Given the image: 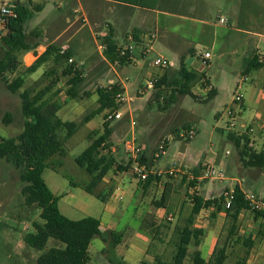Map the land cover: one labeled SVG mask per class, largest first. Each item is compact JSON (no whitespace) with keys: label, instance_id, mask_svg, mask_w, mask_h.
<instances>
[{"label":"rangeland","instance_id":"1","mask_svg":"<svg viewBox=\"0 0 264 264\" xmlns=\"http://www.w3.org/2000/svg\"><path fill=\"white\" fill-rule=\"evenodd\" d=\"M15 1L28 5L34 15L25 25L28 42H37L45 48L50 44L72 48L75 52L74 62L85 77L77 99L68 96L67 79L62 77L49 94L53 96L54 92H58L54 100L62 106L58 115L63 121H74L82 126L64 144L67 156L51 158L43 178L50 191L59 198L58 206L64 216L71 220L94 217L103 223L106 241L102 238L93 240L89 248L88 264L124 263L126 253L127 264H145V255H157L165 261H171L176 253L179 233L192 213L195 192L203 196L206 192H212L207 196L209 199H220L224 197L225 189L233 190L240 184L238 186L250 196L264 199V168H246L243 165L236 142L231 139L233 131L228 128V111L235 108L238 122L253 124L256 128L254 148L259 151L264 149V104L260 101L261 95H264V68L252 70L248 74L246 71L253 52L264 59V0H220L222 10L211 12L207 19L210 23V36L201 33L198 27L193 31L187 26L179 29L193 40L190 43L194 48L193 55H188L185 61L187 67L203 73L204 81L209 84L205 87L200 82L194 86L193 93L200 100L190 95H178L176 102L167 109L163 107L166 99L173 94L175 86L172 83L178 74L169 75L168 86L164 89L155 86L150 89L145 84L141 85V45L135 42L129 43L136 47L132 63L124 66L110 63L101 49L104 46L101 38L108 32L105 23L111 22L110 18L100 22L92 20L83 25L81 7L69 6L66 0ZM38 5H42V10L37 8ZM75 9L78 10L77 14L70 13ZM250 14L252 18L256 17V23L249 20ZM219 16L226 20L224 25L219 24ZM176 22L171 18L163 19L161 27L163 24L171 27L182 25V22L178 25ZM134 28L124 29L123 26L117 31L120 38L116 37V40L121 47L127 48L125 33H132ZM160 36L164 41L170 39V34L161 33ZM214 38L217 43L212 47ZM188 44L185 42V46ZM205 51L211 54V58L202 69L203 62L199 55ZM4 52L5 49L1 51L2 54ZM156 56L151 53L148 60L152 62ZM169 60L173 66L167 70L180 69L179 60ZM23 62L26 67L25 56ZM51 66L47 64L36 74L26 76L24 88L36 86L43 89L50 85L53 78L43 76ZM153 77H150V81L158 78ZM8 78L13 80L16 76L8 75ZM119 80L126 87V92L124 90L125 101L121 102L120 108L123 118L111 122V128H118L116 136L111 139L112 149L116 148V159L126 165L130 156L127 143L135 140L136 145L142 148L151 172L165 173L173 169L181 173L176 177L164 174L154 185L145 188L131 174L113 170L109 174L111 180L100 187L109 194L108 199L102 201L81 188L90 182L91 177L75 159L89 147L90 138L103 132L104 123L107 122L108 110L90 116L88 122L86 120L99 107L98 88L108 86L110 81L120 83ZM212 89L217 94L209 98ZM158 93L162 96L160 101L156 100ZM237 95L244 99L241 105L234 102ZM0 110V138L18 136L25 126L21 99L19 93L13 94L8 90L1 77ZM6 114L11 116L9 123L6 122ZM191 130L196 132L193 139L188 138ZM162 141H167L166 152L156 158ZM206 167L222 171L224 180L197 182L196 190L190 186L191 177L196 176L194 171L198 172L197 176L201 175ZM115 176L120 177L119 181ZM124 178L125 181L121 183ZM160 184L161 187H158ZM21 188L19 171L6 160L0 159V264H38L44 252L62 246L58 240L49 239L46 248L41 251L26 243L25 236L35 232L34 223H41L42 220L38 207L25 204ZM165 190L166 215L156 221V202L162 200ZM214 210H204L197 217L196 224L206 226V230L212 234L219 233L217 246L228 245L226 264H236L243 260L246 264H264V218L256 219L254 212H244L238 221L237 236L228 240L230 223L226 212H220L215 218ZM141 239L151 242L145 254L142 253L145 244ZM244 239H252L253 246L243 244ZM204 254L206 256V247Z\"/></svg>","mask_w":264,"mask_h":264},{"label":"trees","instance_id":"2","mask_svg":"<svg viewBox=\"0 0 264 264\" xmlns=\"http://www.w3.org/2000/svg\"><path fill=\"white\" fill-rule=\"evenodd\" d=\"M110 1L148 10H170V7L163 4L162 0ZM37 8L41 9L42 5H38ZM17 12L18 18L10 22L0 33V77L11 93H19L25 126L23 131L16 137L0 138V159L6 160L19 171L22 183L21 193L25 198V204L30 207L36 206L41 211L40 218L42 222L34 223L35 232L25 236L26 243L41 251L46 248L49 239L58 240L62 244L61 247L51 248L44 252L39 257L38 264H88L90 261L89 248L93 240L102 238L106 241L104 237L105 229L101 220L94 217L71 220L64 216L58 206L59 198L50 191L43 178L44 170L49 167V160L55 156L61 158L67 156L64 144L82 126V124L74 121H63L58 115L62 106L54 100L58 96V92H54L53 96L49 94L60 83L62 77L67 79L68 96L71 99H77L79 97V87L84 83L85 77L76 62L69 63L70 59L74 61V50L72 48L63 50V47L58 44L48 45L31 66L25 67L23 57L27 53L36 50L40 44L28 42L25 25L34 17L28 5L18 2ZM151 35H155V33ZM101 39L105 46L104 55L110 63L114 64L118 61L120 66H124L133 62V51L130 49L125 50V48L119 46L114 39L112 29H109ZM154 40L155 38L152 37L150 43L153 44ZM135 43L141 45V41ZM128 46L130 45L128 44ZM3 49H5V52L2 54ZM123 51H126L124 56L121 54ZM144 55H147L146 52H144ZM47 64L52 66L48 72L44 73L43 77L53 78L50 85L43 89H38L36 86L24 88L26 76L36 74ZM262 68H264V59L259 54H255L247 62L246 71L248 74L252 70ZM8 75L16 76V78L9 80ZM169 78V75L158 77L154 86L157 89H164L165 86H168L167 81ZM200 82L205 87L209 84L204 81L203 73L188 68L182 62L178 75L172 83L175 86L173 94L169 99H166L163 109H167L175 103L178 95H190L194 99L200 100L193 93L194 86ZM118 94H124V89L118 82L98 88L99 107L86 118L87 122L90 120V116L101 114L105 110L120 109L122 104L117 100ZM216 94V90L212 89L209 98L215 97ZM156 96V100L160 101L159 99L162 96L159 93ZM6 117V122L9 123L11 121L10 114H6ZM112 134L111 122L107 121L104 123L103 132L90 138L89 147L75 159L76 163L85 169L91 177L90 182L86 186H81V188L89 195L102 201H106L109 196L107 192L100 189L104 179L113 170L128 172L132 165L131 158L126 165L120 164L116 159L112 149ZM231 139L235 138L231 136ZM245 140V145H241V141L235 139L243 165L246 168H264V149L259 151L249 147V136H245ZM140 162L148 165L143 153L140 156ZM194 173L197 176L198 172L194 171ZM160 179L151 175L147 181L140 183L148 188ZM195 184L196 181L190 182L191 187H195ZM166 191L162 200L156 202L157 208L165 207ZM192 200V213L185 227L179 233V242L173 259L165 261L161 257L155 256L154 264H226L228 259L227 244L223 247L217 246L208 259L203 257L198 248L204 230L196 227V219L204 210L215 208L216 210L213 211V217L215 218L220 212H226L230 223L228 240H231L232 237L237 236L238 221L241 215L249 211L246 193L243 192L240 186H235L234 201L230 209L224 208L225 197L206 199L195 192ZM254 213L256 219L258 217L264 218V212ZM243 244L252 247L254 243L252 239H244ZM117 264L125 263L118 262ZM236 264H246V261H238Z\"/></svg>","mask_w":264,"mask_h":264},{"label":"crops","instance_id":"3","mask_svg":"<svg viewBox=\"0 0 264 264\" xmlns=\"http://www.w3.org/2000/svg\"><path fill=\"white\" fill-rule=\"evenodd\" d=\"M66 2L67 5L69 6L79 5L81 7L83 11L81 18L83 25L88 24L92 20L100 22L104 18H110L111 22H106L105 24L108 27L107 30L109 29L113 30L114 39L116 42H117L116 37L120 38L117 34V31L120 28H122L123 26L124 29L125 28L127 29L129 27L130 29L136 27L133 29L132 33L129 34L128 32H126L125 35H126V43L128 44L131 42L141 41V85L142 84L147 85L149 83L148 81H150V77L156 76L160 78L172 74H178L179 71V70L172 71V70L160 69L153 66L152 62L148 60L149 54L154 53L156 55L163 56L168 59L179 60L180 63L182 62L185 63L188 55H193L194 48L190 45V43H192L193 40H191L192 39L191 36L189 35L187 36L186 34L181 33L179 29L181 27L187 26L190 29V31H193L194 28L198 27L201 29L200 30L202 31L201 33L205 32L206 35L210 36L211 35L209 28L210 23L207 19L208 17H210L211 12L215 10L217 11L222 10L221 9L222 6H220L221 5L220 0H162L163 4H167L170 7V10H148L119 2H113L110 0H72V1L66 0ZM45 7L43 8V10L45 9ZM77 11L78 10L75 9L73 12L70 13L77 14ZM167 18L177 20L176 22L177 25L179 22H182V25L177 27H171L169 24H163V27H161L162 20ZM237 18L239 21H241L240 15H238ZM81 19H76V21ZM221 19L224 18L222 16H219L218 22L220 25H224L225 23L220 22ZM249 20L253 23H256L258 21L256 20V17L252 18L251 14L249 15ZM135 23L137 26L135 25ZM66 32L67 30L64 31V33ZM152 33H155V40L153 44L150 46L151 51L147 53V55H144L143 49L145 47H148V43H149L148 37ZM161 33H163V35L170 34V39L168 41L161 40V36L159 37V34ZM185 42H189V44L185 46ZM216 43H217V39L214 38L213 41L211 42L212 47H215ZM120 45L121 44H119V46ZM45 50H46L45 47L39 46L36 50L27 53L25 55L26 65L28 67L31 66ZM254 55L255 53L253 52L252 56L249 59H251ZM132 60L134 61V56ZM111 66L115 67L116 65L115 66L111 65ZM115 72L119 77V74L117 73L116 70ZM119 81L126 92V87L124 86L123 82L121 80ZM111 83H115V81H110V84ZM260 101L264 104V95H261ZM261 116H262V112H261ZM112 129H113L112 137L114 138L116 136V132L118 128L114 127ZM113 151H116L115 147L113 148ZM130 158L131 155L129 156V159ZM147 163H149L148 160ZM114 178L118 181L120 179L119 176H115ZM125 178L121 180V183L125 181ZM110 180H111L110 176L106 177L104 179L103 184L108 183ZM154 184L155 182L152 185ZM161 185L162 184L158 185V187H161ZM118 187H120V185ZM240 188L243 190L241 186ZM243 192L245 191L243 190ZM210 193L212 192H206L205 196L201 194L200 195L205 197L206 199H209L207 196L210 195ZM209 210H213V209H209ZM180 212H181V207H180ZM207 213L208 212H206L205 215H207ZM201 214H203V211L201 212ZM165 215H166V208L164 207L158 208L155 214L156 221L162 220L163 218H165ZM196 227L204 230V234L201 237V244L198 249L202 253L203 257L205 259H208L213 254L217 246L219 233L217 232L212 234L211 232L206 230L207 228L206 226H201L196 224ZM209 235L211 236L209 237L210 239H208ZM141 242L145 244V250L142 251V253L145 254L151 242L148 239L146 240L141 239ZM133 245L134 244H132V246ZM205 247H206V256L204 254ZM127 255L128 253L124 255L125 258L127 257ZM155 256L157 255H145L143 259L146 262V264H154ZM125 258H123V261L125 264H127Z\"/></svg>","mask_w":264,"mask_h":264},{"label":"built area","instance_id":"4","mask_svg":"<svg viewBox=\"0 0 264 264\" xmlns=\"http://www.w3.org/2000/svg\"><path fill=\"white\" fill-rule=\"evenodd\" d=\"M17 3L18 2H16L15 0L14 1L13 0H0V33L10 24V22L18 18ZM220 22L226 23V20L221 19ZM152 37L155 38V35H149L148 47L144 48L145 50L144 52H146V54L151 51L150 46L152 44L150 43V41ZM101 48L105 50V46H101ZM65 49L66 48H63V50ZM127 49H130L133 51L134 49H136V47L133 45H130V46H127V48H125V50ZM121 54L122 56H124L126 54V51H123ZM210 58H211V54L207 51L199 55V59L203 62L202 69L205 68ZM69 62L72 63L74 61L73 59H70ZM114 65L118 66L119 62L117 61L116 63H114ZM152 65L160 69H168L173 66V62L166 57L157 55L152 60ZM157 80L158 78H155L154 80L150 81L147 84V87L152 89L154 87V84L157 82ZM112 84L114 83H111V85ZM117 100L118 102H124L125 99H124L123 94H118ZM243 101L244 99L241 95L235 96L234 102L236 103V105H241ZM228 115L230 118L228 122V128L233 131V134L231 136H233L235 139L240 140L241 145H245L246 143L245 136H249L250 137L249 147L254 148L256 146L254 137L257 135L255 126L253 124L246 125V124H242L241 122H238V118L236 117V114H235V108L230 109L228 111ZM106 116H107V121H110V122L119 121L123 118V114L120 109L108 110ZM195 135H196V132L194 130H191L188 133V138L193 139ZM235 139H233V141H235ZM166 145H167V141H162L155 155L156 158H160L162 155L165 154ZM127 148L130 151L131 160H132L131 168L127 173L131 174V176L135 178L136 180H138L139 182L147 181L151 175L157 176L158 178H162L164 174L166 176L176 177L179 173H181L179 170H173V169L168 170L165 173L151 172L149 170L148 165L142 164L140 162V156L143 150L140 146L136 145V141L134 140V141L127 143ZM191 180L196 181V183L201 182L203 180L223 181L224 173L222 171H216L214 168L206 167L203 170L201 175L191 177ZM195 189L196 190L198 189L197 186H195ZM224 197H225L224 208L230 209L234 201V189L233 190L226 189L224 193ZM246 199L249 203V211L264 212V199L257 197V196H253V195L250 196L249 194H246ZM168 219L172 220V217L170 216Z\"/></svg>","mask_w":264,"mask_h":264}]
</instances>
